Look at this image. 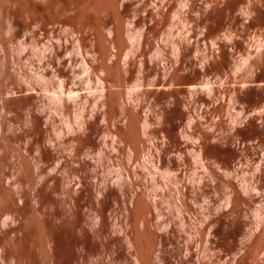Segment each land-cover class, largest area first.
Returning <instances> with one entry per match:
<instances>
[{
  "label": "bare ground",
  "instance_id": "bare-ground-1",
  "mask_svg": "<svg viewBox=\"0 0 264 264\" xmlns=\"http://www.w3.org/2000/svg\"><path fill=\"white\" fill-rule=\"evenodd\" d=\"M97 1L100 2L101 0ZM109 1L110 3H112H108L109 5H111V8H109V6L108 8L110 10L113 7L116 8V6L112 4H116L117 2L116 5L118 9H116L118 11L120 8V5H118L120 0L119 2L118 0ZM121 1L123 3L125 2V0ZM130 1L132 2V0ZM142 1L145 2V0H141V2ZM160 1L161 2L156 3L158 4L157 6L169 0ZM221 1L224 2L223 9L228 13L231 12V8H237L240 15L247 13L250 10L251 3L247 2V4H245L247 0ZM70 2H68L69 5ZM80 2L81 0L79 1V4ZM84 2V4H88L87 2H89V0L87 2ZM122 2H120V4ZM139 2L140 1L138 0V3ZM93 3H96V1H93ZM102 4H104L103 6H105V9H107L106 6L108 4ZM125 4H122L120 8L121 10H124L126 8L124 7V9H122ZM129 4L130 2L126 6L128 7ZM140 4L144 5L142 3ZM42 5L43 3H41V7H43ZM91 5L94 6L96 4ZM99 6H101V4ZM160 6L163 9L162 5ZM64 8L65 10L67 9L66 7ZM85 8H87L85 10H89L88 6ZM161 8L158 10H161ZM49 9L50 8L47 9L48 12L47 14L45 13L46 15L44 13V15H42L40 9L39 11L41 13H38L41 14V20H44L46 23H49L51 25L50 32L54 35V37L51 38L47 42V44L43 46L39 51V63L37 66V70L35 71L38 88L29 86L30 93H28L29 96L27 97L29 99V104L26 108L25 118L31 130L30 134L32 135L29 136V140L32 146L24 149L22 156L19 158L17 165L18 172L16 171L18 175L16 174L17 176H15V179L13 178V182L15 183L14 188L13 190L10 189L11 191L9 190L7 192L6 200H4V203L9 202L14 206V208L8 209L3 207L4 209H0V242L4 243L0 245V260L1 258H3V256L7 255L10 264H59V262L61 261H63L64 264H71V262L73 264H85V258L89 250L91 249L87 248L88 240L91 241H89L91 244L88 245H92L90 247L93 248V245L97 243V240L100 237L111 239L119 233L123 234V237L116 236V244L124 241L129 245V247L133 249V264H155L153 260L152 249L150 248V243L151 239H153L157 235V225L152 221L150 211L152 209V206L155 204L157 194L163 196V185L167 182H164L163 185L149 186L147 184L146 173L150 174L151 181H155L156 177L154 175V172L156 170H159V167L161 166L164 169L163 171L165 175L170 181L173 182L174 196L179 202L178 209L181 215L184 214L185 210L190 211V208L192 207L195 200L197 191L196 189L202 188L209 182L216 181L221 186L225 187L223 189H227V194L226 190V195L224 194L227 199V201L225 202L226 204L228 202L231 211L233 210L235 212H239L243 207H245L248 200L257 195V184L264 182V151L259 152L260 146H264V108L255 109L253 112L248 113L246 115V117L248 118L246 119L247 121L242 120L244 123L240 121L239 123L237 120H231L228 135H225L226 137L220 135L221 133L219 134L220 136L218 135V137L222 136V138L224 139H227L228 136L235 137L239 134H245L246 136L256 139V137L251 136L255 134L258 137V139L255 141L238 136L236 137L238 138V140L233 141L235 148L234 150L243 151L246 149H252V153L257 157V164L254 170L255 173L252 174L251 180L249 182H247L243 178L240 184H237L233 181V178L237 175L236 166H232L233 164H231V161L228 160L229 158L227 157H229V152L227 150L228 148H226L228 145L227 142L229 143V140L232 137H228L229 139H227V142L225 140L226 144H224L226 147L221 146L225 148L224 152H226L227 150L228 153H226L228 156L226 155L227 157H223L217 162V158L219 159V153L215 156V152L211 151L213 146L210 145L212 144L211 142L213 138L215 139L216 137L214 134V136L212 135V130L210 131V124H206L208 121L203 125L202 123H200L201 127H199L201 129H198V131L200 130V133L198 132V136L194 137H191L193 135L190 134H188L190 136L187 137H185L184 134L182 135V130H178L177 127L179 126L177 124H174L178 121L174 122V125L171 127L169 125L170 128H168L167 124L164 127L165 129L167 127L169 131H167L168 129H166V131L164 129L165 132L163 130H160L163 133L162 136H154H161V143L159 141V145H161V147L158 146V148L156 146H153L156 145V141L154 140V138H149V140L147 139V135L149 133L148 131L150 129L149 123L146 119L147 117L143 114L139 115L141 113L138 112V105L143 102V97L145 99V96L149 98L151 95H144V93H146L149 89L148 86V89H146V85L153 86L161 78H169L167 81H169L170 78L173 80H176L175 78H177L178 81H176L178 84L180 80L179 78H181L180 81H182L183 78L190 81L192 77L197 78L201 76V74L203 76V73H205L204 69L207 66L204 65L206 64L205 60L202 59L204 63L201 60L202 62H200L202 63V65L200 64L197 66L198 59L196 60V56L192 52V46L188 39H186L185 42L181 41V43L179 44H174V46L176 45L175 48H173L175 50L173 51L175 52V59L173 65L168 68L164 61V57L162 59L163 51L160 47H158L159 45H157L156 48L155 44H152L153 42H155L154 40L157 39H151V37H154V35H156L152 33L153 36L150 37L151 28L146 29L150 30L149 33L145 29L137 30L145 31V33L147 32L146 34L144 32H137L135 33V35L132 34L135 36V38H138V40L136 41L134 36L132 37L135 40L130 38V33H132V31L129 32L128 29L130 26L128 27L127 25H120V21L118 20V26L117 23L115 25L112 24L113 26H108L107 23L106 32L104 30L105 33H102V28H100L102 30H100L99 27L96 29L98 24L104 23L102 17L100 18L101 21L103 20V22L100 23L98 20L95 25L96 27L92 26L93 23L88 24V20L90 19L88 17H92L93 15L95 16L94 13L93 15H90L91 13H87V15H89L87 19L86 16L85 19L80 18V20H87L86 24V21L83 22L84 24L80 23L81 21L79 23L77 21V23H67V20L65 19L70 17L69 12H67L68 15H65L66 13L64 10L62 12H60L61 10H57L59 11L57 12L54 8V10H52V8L51 10ZM116 9L112 11L120 13L117 12ZM74 10L76 9H72V11ZM78 10L82 11L80 9ZM85 10L80 13H84ZM125 11L122 12L125 13ZM161 11L163 12L164 10ZM107 12L108 11H106V13ZM162 12L161 15H163ZM62 14L63 16H66V18H61L62 22H58L57 19H60ZM114 14L115 13L111 15ZM72 15L73 13L71 14V16ZM106 15L107 14L103 15V17ZM109 15H107V17ZM233 16L234 18H238L236 14H234ZM81 17H83V15ZM122 17H124V15H122ZM72 18L71 19L74 20V17ZM116 18H118V16ZM121 18L119 20H121ZM107 22L110 21L108 20ZM111 23L112 22H110L109 24ZM145 25L147 27L149 26L147 24ZM141 26L143 25L141 24ZM136 34L138 36H141L136 37ZM101 36L103 39H101ZM127 39H132L136 43L133 42L132 45L131 42L130 46H128V43L124 44ZM86 40L88 41V46ZM236 43L237 42L233 40L230 32L224 31L221 37L217 39V45H215L216 47H213V53L211 57H208L207 59H212L213 62L219 64L227 63L232 54V48L236 45ZM116 44L117 46L120 45L119 50L122 47L124 53H121L120 51L116 53V50H113L117 49ZM123 44L126 46V49H124L125 47L123 48ZM151 44L153 45L152 48ZM110 48H112L114 52L111 53ZM150 49L154 50V52L151 51L152 53H154L153 55L152 53L148 52V50L150 51ZM146 53H149V56H147ZM257 55L260 56L261 53L258 52ZM207 64L211 65V63ZM79 68L83 71L82 74L79 72ZM186 75H190V77H192L188 79L187 77H185ZM110 76H113V78ZM18 77L28 85L31 82L30 78L27 75L19 73ZM114 77L116 79L119 78L120 81L122 80L121 82H124L125 84L128 83H126V81H129L128 84H132L134 81L132 85H129L130 87H126L127 91L125 90V93L123 92L124 96L121 94L122 91H124L120 88L122 86L118 85L120 87L116 86V88L113 87L114 89H112V83L114 82L113 80V82L111 81L112 83L110 82V84H112L111 87L109 86L108 81L111 80V78L115 79ZM203 78L204 77H202V79ZM206 78L205 80L207 81ZM129 79H133V81L131 82V80ZM197 79L195 84H190L191 81L194 80V78L190 81V83H186L190 85L188 87L187 85H185L187 90L184 89L185 91H187V94L190 93V95L194 96V98L202 91V89L200 88L201 91L198 92L199 88L196 84ZM146 80H148L149 82H146ZM120 81L118 80V83ZM164 81L166 82V80ZM171 81L169 82L170 84ZM176 81L174 82L176 83ZM145 82L148 84H146ZM175 83L172 82V85L174 84L175 86ZM165 84L167 85L168 82ZM165 84L162 83V85H160L162 86V89ZM53 85L56 86V89L52 87ZM167 86L170 85L168 84ZM181 86L182 85H180L179 87L181 88ZM82 88H84V90H82ZM117 88H120V90ZM167 88L165 89L167 90ZM139 89H141L142 91H139ZM152 89L153 88L151 87L149 90H151L152 92ZM204 89L206 94L199 95L211 97L213 93L212 86L210 84H207L205 85ZM149 90L148 92H150ZM158 90L159 89H157V92L155 90L156 96L157 93H159ZM137 91L143 93L140 95V93L138 94ZM179 91L181 92V90H179L178 88H172V90L168 88L167 91L163 90L160 93V95L163 97L164 95H166V99L169 97L168 100L173 103V108L171 109L172 111H169V115L171 114L173 121L174 119L176 120L179 115H185L187 114V112L191 111L188 106L190 105L189 103H184L183 106L184 108H189V110L187 109V112H185L186 109L184 110L182 108L183 102L181 99L182 97L179 96ZM133 93L134 95H136L134 96ZM199 95L197 97H199ZM91 96L93 97V103H95L97 106V109L94 108L95 105L93 107L96 110V115L99 114L98 111H102V116L101 114L100 116L103 119L105 118V116L109 119L114 115V113H116V110H118V113L123 115L122 118L125 122V129L124 125L122 124L123 120L121 117H119L121 118V121L117 117L120 121L119 123L122 122L120 124L121 126H119L118 123V126L116 125V127L121 128L123 125L122 128L124 129V131L122 129L116 130L118 128H114V126H112L113 130L106 132L108 128L106 127V130H104L105 121L108 122V120L105 119V121L103 120L102 122V118L100 116L99 120L101 121V123H104V128L103 130H99L101 127L96 128V126L94 125H97L98 123L94 122L96 121V119H98V116L95 117L96 115L94 110L92 112L90 111L91 114L89 113L90 115H88L90 117L87 118H89L90 121H92L90 119L91 117L95 118V120L93 118L94 121L91 122V124H94V130L97 129L98 131H94L95 134H92L91 131L89 133V129L87 127H89L91 124L89 125L90 122L88 119H84V115H82L84 114V110H82L83 108H81L82 114L80 113V118L83 117V119H81V121L79 122L77 121L78 123L76 122V120H79L80 118H77L73 121L77 123H75V125L77 126H72L73 122L71 123L70 120L68 121L70 123H67V112H69V110H71V107L73 106H71V104L87 103L91 100ZM137 96H139V98H137ZM156 96L152 98H155ZM205 99L206 98H203V100ZM90 102H92V100ZM207 102V106H209V101ZM195 104L196 103H194L193 105ZM50 107H52L51 110H49ZM79 110L78 112H80ZM196 110L192 109L190 114L195 116V113L192 114V112H195ZM66 114L67 116H65ZM116 115L121 116L117 113ZM116 115L114 117H116ZM182 115L180 116L181 118H183ZM191 115H189L188 113L187 115H185V117L189 116L188 122L192 124V121L193 119H195V117H192V119L190 120ZM57 116L67 117L65 120L62 119L64 120V122H66H62L64 125L66 124L65 127L57 126V123L55 121ZM169 118H167L168 120L166 118L165 119L168 121L167 123L171 124V120L169 121ZM181 118H178L179 121L181 120ZM99 120L97 121L100 124ZM87 121L89 122L88 124ZM117 121L113 122L116 124ZM188 122L186 124H189ZM114 123L113 125H115ZM239 124H243L242 127H239ZM103 125L100 124V126L102 127ZM176 125L177 127L175 128ZM106 126L109 127L110 125ZM112 127L110 126L109 130ZM99 131H102L104 133L97 134L96 132ZM180 131L182 133H180ZM223 131L225 132L224 129ZM158 140L159 139H157V142ZM218 140H221V138ZM223 141L224 140H222V142ZM153 147H156V150H154L155 152H152ZM124 149L126 150V154H123L124 152H122V150ZM188 153L190 155L193 154V161L199 163L201 167V173L195 171L196 176L188 175L187 178L186 166L188 158L186 155ZM211 153L215 157H213ZM25 201H30L33 204L32 210L37 211L38 214L41 215L40 223L42 231L39 233L38 238L41 241L42 251L39 258L34 257L33 254L25 252L22 249L8 246L5 240V238L7 237V232L5 229L1 228V226L4 225L5 222L7 223V220L13 221L17 217V215L20 214L23 208V204H21V202ZM116 204L121 206L122 209L120 211H123L124 213L123 214L122 212H120L119 214L122 213L126 217L131 218L130 221V219L122 215L123 220H125V217L126 222L128 220L130 221V228H128V223L122 220V226L124 225V223H126L128 225L126 226L125 224L127 228H125V226L124 229L117 228L120 226V224H117L115 219L116 214L114 212H116ZM228 205H226V208L228 207ZM57 220H59L62 227H71L74 232V244L76 243V250L73 254V257L67 252V250L66 252L64 251V254L62 253V255L60 254V252L58 253L53 234L45 231V226L47 224H54ZM216 221L219 224L221 223L220 218ZM257 221L258 219L256 220V222ZM257 224L259 225V222L255 224L256 227ZM136 225L138 227H136ZM168 226L169 223L164 225L165 228H167ZM253 229V231H255V229L257 230L258 228ZM211 231L213 232L212 229ZM211 231H209L208 235L215 236V230L213 233ZM190 240L191 239L189 238V240L187 241V245L185 246V249L183 251L182 257L180 259L181 264H184L192 257V253L189 250L188 246ZM208 241L209 243H212L213 241H215V238H209ZM6 246L9 247L8 252L6 251ZM213 262L214 259L209 254L207 259L199 264H213ZM156 264L160 263L157 262Z\"/></svg>",
  "mask_w": 264,
  "mask_h": 264
},
{
  "label": "rangeland",
  "instance_id": "rangeland-1",
  "mask_svg": "<svg viewBox=\"0 0 264 264\" xmlns=\"http://www.w3.org/2000/svg\"><path fill=\"white\" fill-rule=\"evenodd\" d=\"M70 1L68 0L67 1L66 0H0V209H4L3 207L8 209L14 208V206L9 202L4 203V200H6L7 192L10 189L13 190L14 188L15 183L13 182V180L15 179V176L18 175L17 165L19 158L22 156L24 149L29 148V146H32L29 140V136L32 134H30L31 130L25 118L26 108L29 104V99L27 97L29 96L28 93H30L29 86L38 88L35 71L37 70V66L39 63V51L43 46L47 44V42L51 38L54 37V35L50 32L51 25L49 23H46L44 20H41L40 18L41 14L42 15H44L45 13L47 14L48 8H50L49 10H51V8L52 10L55 9L56 11L61 10L60 12L64 10L66 13L65 15H68L67 12H69L70 13L69 16L71 18L74 17L75 21L72 20L73 18L71 19L69 17L65 19L67 20V23H72V22L79 23L80 21H81L80 23H83L86 21L85 22L86 24L87 20H83V19L80 20V18L85 19L86 16L87 19V17L89 16L87 15V13L89 14L91 13L90 15H93L94 13L95 16L93 15L94 16V17L92 16L93 18L91 16L88 17L90 18L89 19L90 21L88 20V24L93 23L92 26L96 27L95 25L96 22H98V20L100 23L103 22L104 20L105 24L101 23L104 25L98 24L99 26L97 25L96 27V29L98 27L99 29L102 28L103 30L100 29L102 30L101 31L102 33L104 32V30L106 32L107 25L113 26L112 24L115 25L117 23L118 26V22H117L118 20L120 21L119 22L120 25H127L128 27L130 26L128 28L129 32L132 31V33H130L131 34L130 38H132L133 40L136 39V41L138 40V38H135L134 36L135 33L137 32L145 33V31H141V30L144 29L146 30L148 28L149 29L151 28L150 29L151 31L150 30H146V31H148V33L150 31V37L153 36L152 33L156 34L154 35V37H151V39L155 38L158 40V42L157 40L152 39L155 41V42L152 41L153 42L152 44L153 45L155 44L156 48L157 45H159L158 47H160L161 50L163 51L162 59L164 57V61L168 68H170L174 63L175 52L173 51L175 50L173 48H175L176 46V45L174 46V44L177 43L179 44L181 43V41L185 42V40L188 39L192 46V52L193 54H195L196 60L198 59L197 66L200 64L202 65L201 63L203 61L202 59L205 60L206 64L204 65H207L206 66L207 68L205 67L206 71L204 69V72L206 74L203 73V76L201 74V76L197 77L199 79L191 76L192 79L194 78L195 81L190 79L191 78L190 75H186L185 77L190 79V81L192 80L191 83L189 80L184 79L183 76L182 81H180L181 78H179L180 80L178 84H177L178 79L174 77L177 81L171 78L169 81H167L169 78L168 79L163 78L164 80H166L165 82L161 78L159 80L160 82L159 81L157 82L159 85L156 83L158 86L156 84L153 86L146 85V87L148 86L149 89L152 87L153 88L152 92L154 93H152L151 90L148 89V87L146 88L150 92H148L147 90L148 93L145 91L146 93H144V95L145 94H147V96L148 94L151 95L149 98L145 96V99L147 98L146 100L143 97V102H141L142 104L140 103L138 105V112L141 113L139 115L143 114L147 117L146 119L149 123V128H150L148 131L149 133L147 135V139L149 140V138L151 139L154 138V140L156 141L155 143L156 145L153 146H156L158 148V146L161 147V145L159 144L161 143L160 138L163 134L160 130L164 131L165 129L164 126H166L167 124H168L167 125L168 128H170L174 124H177L179 127H177L176 125L175 128L177 127L178 130L181 129L183 133L181 131L180 133H182V135L184 134L185 137L193 135L191 137H194V136H198V134L200 133V130L198 131V129H201L200 123H202L203 125L208 121L206 124H210L209 125L210 131L212 130V135L214 134L216 137L215 139L213 138L211 142L212 144L210 145L213 146L211 151L215 152L214 153L215 156L216 154L219 153V159L217 158V162L223 157H227L229 155V157L227 158H229L228 160L231 161V164H233L232 166H236V172H237V175L233 178V181L237 184H240L243 178L247 182H249L251 180L252 174L255 173L254 170L257 164V157L255 156V154L252 153V149H246L243 151L234 150L235 148L233 141L238 140V138H236L238 136H240L241 138L245 137L248 140H255V141L258 139V137L255 134L251 136L256 137V139L246 136L245 134H239L238 136L236 135L235 137L228 136L229 138L231 137L233 138V139L231 138L228 143L227 139L229 138L227 137V139L226 138L224 139L222 138V136L228 135L231 120H237L238 122L240 121L244 123L243 121L248 119L246 117L248 113L253 112L255 109L264 108V0H247L245 4H247V2L251 3L250 10L249 12L244 13L242 15H240L237 8H231L230 13L225 11L223 9L224 2H222L221 0H169L163 4H159V6L162 5L163 9L161 8V6L159 7L157 6L158 4H156L161 2L160 0H148V1L145 0V2L144 1L141 2V0H139L140 1L139 3L138 0H132V2L130 0L128 1L125 0L124 3L120 0V2H122L121 4L118 0L119 2L118 5H120L119 6L120 8L122 4L124 5L126 3L125 6L122 7V9L126 7L125 8L126 11L125 9L121 10L120 8L117 11L118 9L116 5L117 2L116 4L115 3L112 4L115 5L117 9L113 7L114 9L112 8L110 10L109 8H111L110 7L111 5L109 4H111L112 2L110 3L109 0H101L100 2L97 0H91V1L89 0V2H87L88 0H84L88 4H84L85 2L81 0L80 2L81 5L79 4L80 0H70ZM93 1L94 2L96 1V3H93ZM68 2H70V5L68 4ZM129 2L130 4L127 7L126 5ZM41 3H43L42 5L43 7H41ZM89 3L96 5H94L95 6L94 7ZM102 3H105L106 5L109 3L106 6L107 9H105V6H103L104 4ZM140 3L144 5H141ZM100 4L101 6H99ZM87 6L89 7L88 9L90 10V12L89 10H85L87 9L85 8ZM156 6L159 8H157ZM64 7H66L67 9L65 10ZM155 7L157 8V10L161 8V10L164 11L163 12L161 10L157 11ZM74 8L76 9L74 10L75 13L74 11H72V9ZM39 9L42 13L39 11ZM78 9L82 11H79ZM115 9L117 12L120 13L113 12ZM84 10H85L84 13H80L83 12ZM105 10L108 12L106 13ZM71 11L73 13L72 16H71L72 14ZM122 11H125V13ZM38 12L41 14H39ZM112 12L116 14V15L114 14L115 17L114 15H111L113 14ZM161 12L163 13V15H161ZM105 14L107 15L110 14L111 17L110 15L108 17L107 15L103 17V15ZM234 14H236L238 18H234L233 16ZM80 15L81 16L83 15V17H81ZM122 15H124V17H122ZM62 16L60 17V19L61 18L64 19V17L66 18V16L63 17ZM117 16L118 18H116ZM97 17L98 18L102 17L103 20L101 21V18L98 19ZM120 18L121 20H119ZM60 19L58 18L57 21L62 22V19L61 20ZM108 20L112 23L109 24L110 22H107ZM141 24L143 26H141ZM145 24L149 26L147 27ZM138 29L141 30L137 31ZM224 31L230 32L233 40L236 41L237 43L232 48L231 51L232 54L230 56L229 61L225 64H219L213 62L212 59L209 58L210 60H208L207 58L211 57L213 53V47H216L215 46L217 45L216 41L219 37H221ZM132 36H134L135 39ZM140 36L137 35L136 37H140ZM101 39H103L102 36ZM132 39H127L126 42H124V44L128 43L127 45L130 46L131 42L132 45L133 42L136 43ZM152 44H151V48L153 47ZM87 46H88V41H87ZM119 46L120 45L117 46L116 44V48L118 50L113 49L116 50L115 51L116 53L119 51L122 53L124 51L122 47L119 50L120 48ZM112 48H110L111 53L114 52ZM123 48L126 49V46L124 45ZM154 50L150 49V51L148 50V52L152 53L154 52ZM258 52L261 53L260 56L257 55ZM149 53H146V55L149 56ZM153 54L154 53H152V55ZM207 63H211V65ZM78 70L81 74L83 73V71L80 70V68ZM19 73L23 75H27L30 78L31 82L29 83V85L23 82L18 77ZM110 77L113 78V76ZM202 77H204L203 78L204 80L205 78L207 79V81L209 80L208 81L209 83L206 80L204 81ZM112 78L111 80L108 79L109 86L111 87V85L113 84L114 86L112 85V89L116 88V86L124 87V88L120 87L122 90H124V91L121 90L122 95L125 93V90L127 91L126 87L134 83L133 79L132 80L129 79L131 80V82L133 81L132 84L131 83L128 84L129 81H126V83L127 82L128 83L125 84L124 82H121L122 80L120 81L118 77H117L118 79L116 78L112 79ZM196 79H197L196 84L198 85L199 88L198 92L201 91L200 88L202 89V91L199 93L201 95L206 94L204 89L205 85L210 84L212 86L213 93L211 97L209 96L206 97L205 95L204 97L197 94L196 97L194 98V96L190 95L189 92H188L189 94H187V91L184 90L186 89L185 85H187L188 87L190 84H195ZM112 80L114 82L116 80L117 83L119 80L121 83L119 82L117 84L116 82L114 83ZM170 81L171 84L169 83ZM174 81H176V83ZM110 82L112 84H110ZM146 82L149 81L146 80ZM167 82L170 86L172 85L173 82L175 83V86L174 84L171 87L167 86L168 84L167 85L165 84ZM188 82L190 84H186ZM202 82L206 84H203ZM162 83L165 84L163 86V89L162 86H160L162 85ZM202 84L204 87L202 86ZM180 85H182L181 86L182 89L179 87ZM52 87L56 89V86L53 85ZM155 87L156 88L158 87L157 89H159L158 90L159 93H157V96L155 93V90L157 92V89ZM164 87L165 88L168 87L170 90H172V88L173 89L178 88L179 90H181L182 93L179 91L180 92L179 96L182 97L181 98L183 102L182 108L184 110L186 109L185 112H187V109L189 110V108L191 109V111L192 109L193 110L197 109L196 110L197 112L196 111L192 112V114L195 113L194 114L195 116L190 114L191 111L187 112V114L189 113V115H191L190 120L192 119V117L193 118L195 117V119H193L194 124L192 121L193 125L190 122H188L189 116L188 117L186 116L187 117L186 118L185 115L187 114H185L184 112L183 113L185 115L181 114L183 118H181L180 117L181 115H179L176 118V120L174 119L173 121L171 114L169 115V111H172L171 109L173 108V103H171L168 100L169 98L168 96H167L168 98L166 99V95H164V97L160 95V93L163 90L165 91L168 90V88L166 90ZM120 88L117 89L120 90ZM82 90H84V88H82ZM140 90L141 89H139V91ZM139 91L137 92L138 94L140 93L141 95L143 92H139ZM198 95L199 97H197ZM139 96H137V98H139ZM154 96L156 97L152 98ZM92 98L93 97L91 96L90 99L92 100V102H90L91 101L90 100L87 103L71 104V106L72 105L73 106L71 107V110L67 112L68 114V119L66 120L67 123H70L68 122L69 120L72 123L77 118H80L81 116L80 113L82 110H84L83 111L84 114L81 113L82 115H84L83 116L84 119L89 120V118L87 117L90 116L88 115H90L92 111L97 109V106L95 103H93ZM203 98L206 99L203 100ZM206 100L209 101V106H207L208 102ZM184 103H189L190 104L188 105L189 108H184L183 107ZM192 103L193 104L196 103V104L193 105ZM81 108L83 109L81 110ZM51 109L52 107L49 108V110ZM78 110L80 112H78ZM117 111L118 110H116V113L118 115H121ZM98 112L99 114L97 113L98 115H96V110H95V115H96L95 117L98 116L97 117L98 119H96L94 123L97 122L98 123L97 125L91 124V122L95 120L94 117L90 118L92 120V121L89 120L90 123L87 121V124L88 123L89 125L91 124L90 126L88 125L89 127H87L89 129V131L87 130L89 133L91 131L92 134H95L94 131H98L97 129L94 130L95 129L94 126H96V128L101 127L99 130L101 129L103 130L104 123H101V121L103 122V120L105 121V119H107L108 122L110 121L109 124L108 122L105 121L104 130H106V127L108 128L106 132L113 130L112 126H114V128H118L116 130L122 129L124 131L125 122L122 118L123 115L117 116L116 113H114V115L112 114L113 116L110 117L111 118L110 120V118L108 119L106 118V116L103 119L101 117L102 111H98ZM67 114L65 116H67ZM115 115L116 117H114ZM99 116L102 118L101 121L99 120L100 118ZM61 117L57 116L55 121L58 127L61 126L65 127L66 124L64 125L63 123H66L64 122V120L67 117L65 118L64 117L61 118ZM83 117H81L79 120H76V122L81 121ZM117 117L122 118L123 123L122 122L121 123L124 125V129L122 128L123 125L121 128L116 127V125L121 121V118H119L120 119L119 121ZM165 118L166 119L169 118V121L171 120L170 121L171 124L167 123L168 119L166 120ZM178 118L179 119L181 118V120L179 121ZM97 120L100 121V124H102L103 127L100 126ZM186 120L189 124H186L187 123ZM113 121H117V123L115 124ZM76 122H73L72 126H74ZM113 123L115 125H113ZM121 123H119L118 125L121 126L120 125ZM106 125H110L112 128L109 130L110 126L108 127ZM242 125L243 124H239V127H242ZM168 128L166 127V129ZM223 129L225 130V132L223 131ZM167 131H169V129ZM96 133L102 134L104 132L99 131ZM219 134L222 136L218 137ZM156 135H161V136H157L158 138L154 137ZM217 137L218 139L221 138V140H218ZM157 139H159L158 142ZM222 140L224 141L222 142ZM225 140L228 144L227 147L225 146L226 144ZM221 146H225L226 148H228L227 149L229 152L228 155H227L228 153L227 150H226L227 153L224 152L225 148ZM156 147H153L152 152H155L154 150H156ZM262 151H264V146L262 147L260 146L259 148V152ZM122 152H124L123 154H126L125 149L122 150ZM186 156L188 158L187 166H186L187 178L188 175L196 176L195 171L201 173V167L199 163L194 162L192 159L193 154L190 155L188 153ZM163 170L164 169L161 166L159 167V170H156L154 172V175L156 177L155 181H151L150 174L146 173L147 184L149 186L163 185L164 182H167L166 184L163 185L164 187L163 196L157 194V198L154 204L155 206L153 205L150 211L152 221L155 222L157 225L156 226L157 235L156 237L151 239V243H150L151 244L150 248L152 249V255L155 264L157 262H159L160 264H181L180 259L182 257L183 251L185 249V246L187 245V241L189 240V238L191 240L188 243V246H189V250L192 253V257L191 259L187 260L184 264H199L202 261L206 260L209 254L214 259L213 264H264V182L257 184V189H258L257 195L254 196L252 199L248 200L245 207H243L239 212H235L233 210L232 212L230 205H228V202L226 204L225 201H227V199L225 195L227 194V189H223L225 187L221 186L216 181L209 182L205 184L202 188L196 189L197 191H196L195 200L193 202L192 207L190 208V211L185 210L184 214L181 215L178 209L179 202L176 200L174 196L173 182L168 179V177L165 175ZM225 190H226V194H225ZM224 196L226 200L224 199ZM21 204H23L22 205L23 208L20 214H18L13 221L7 220V223L5 222L4 225L1 226V228L5 229L7 232V237L5 238L6 244L8 246H13L15 248L22 249L25 252H29L33 254L34 257L39 258L40 253L42 251L41 241L38 238L39 233L42 231L41 223H40L41 215H39L37 211L32 210L33 204L30 201L21 202ZM225 204L228 205L227 208ZM116 209H115L116 212H114L116 214L115 215L116 223L120 224V226L118 225L119 227L117 228L124 229L126 223H128L129 225L128 226L126 224V226L130 228L131 218H128L125 215H123L124 214L123 211H120L122 208L118 204H116ZM120 212H122L123 214L122 213L119 214ZM122 215L130 219V221L127 219L128 221L126 222L125 217H124L125 220H123ZM219 218L221 219L220 224L217 223L216 221ZM257 219L259 225L257 224L256 227L255 224L257 223L256 222ZM121 220L126 222V223L123 222L124 223L123 226L121 224L122 223ZM167 223H169V226L165 228L164 225ZM126 226L125 228H127ZM136 227L138 226L136 225ZM253 228H258V229L257 230L255 229V231H253L254 230ZM211 229L213 230V232L215 230L216 232L215 236L208 235ZM45 231L53 234L58 253L60 252V254L62 255V253L64 251L66 252L67 250V252L73 257V254L76 250V243L74 244L75 242L74 232L71 229V227L68 228L67 226L62 227L60 225L59 220H57L54 224L51 225L47 224L45 226ZM118 235L116 234L117 237H123V234L118 233ZM116 236L111 239L100 237L98 239L99 241L97 240V243L94 244L95 246L93 245V248L90 247L92 245H88L91 244L90 243L91 241L88 240L87 248H91V249L89 250L85 258V264H133V249L129 247V245L124 241H121L120 243L116 244ZM213 237L215 238V241L209 243L208 239L209 238L213 239ZM2 243L3 242H0V245ZM8 246H6L7 252L9 251ZM0 264H10L7 255L1 258ZM59 264H64V262L61 261L59 262ZM71 264L73 263L71 262Z\"/></svg>",
  "mask_w": 264,
  "mask_h": 264
}]
</instances>
